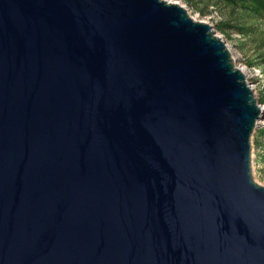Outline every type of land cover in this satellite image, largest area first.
I'll return each instance as SVG.
<instances>
[{"label": "water", "instance_id": "obj_1", "mask_svg": "<svg viewBox=\"0 0 264 264\" xmlns=\"http://www.w3.org/2000/svg\"><path fill=\"white\" fill-rule=\"evenodd\" d=\"M263 110L176 3L0 0V264H264Z\"/></svg>", "mask_w": 264, "mask_h": 264}, {"label": "trees", "instance_id": "obj_2", "mask_svg": "<svg viewBox=\"0 0 264 264\" xmlns=\"http://www.w3.org/2000/svg\"><path fill=\"white\" fill-rule=\"evenodd\" d=\"M188 2L197 0H186ZM208 13L209 4L228 8L229 15L218 25L225 34H236V48L242 54L246 67L256 68L264 73V0H198ZM260 103H264V92ZM256 146L264 138L263 126L256 132Z\"/></svg>", "mask_w": 264, "mask_h": 264}, {"label": "rangeland", "instance_id": "obj_3", "mask_svg": "<svg viewBox=\"0 0 264 264\" xmlns=\"http://www.w3.org/2000/svg\"><path fill=\"white\" fill-rule=\"evenodd\" d=\"M165 1L176 3L179 6L183 7L186 10L187 14L193 20L209 25L211 29L215 32V35H217L221 38V40L224 41L233 59L234 66L243 70V72L246 74L247 83L252 87L258 104L264 109V103H260L261 97L263 96L264 92V73L260 72L256 68L249 69L248 67H246L242 54L236 48V43L238 40L236 34L231 33L227 35L218 29L219 23L229 15L228 8L209 4V12L202 14L201 11L196 10H204L201 2H199L198 0L192 1L191 3L186 0ZM262 126L263 121H259V124L257 125L250 138V167L253 181L259 186L264 187V138L261 139L259 146H256L255 144V140L257 139L256 132Z\"/></svg>", "mask_w": 264, "mask_h": 264}, {"label": "bare ground", "instance_id": "obj_4", "mask_svg": "<svg viewBox=\"0 0 264 264\" xmlns=\"http://www.w3.org/2000/svg\"><path fill=\"white\" fill-rule=\"evenodd\" d=\"M241 70V69H240ZM241 72L243 73V74H245L244 72H243V70H241Z\"/></svg>", "mask_w": 264, "mask_h": 264}]
</instances>
